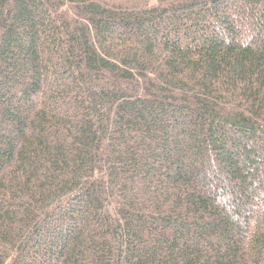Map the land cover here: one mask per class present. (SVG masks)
I'll list each match as a JSON object with an SVG mask.
<instances>
[{"label": "trees", "instance_id": "16d2710c", "mask_svg": "<svg viewBox=\"0 0 264 264\" xmlns=\"http://www.w3.org/2000/svg\"><path fill=\"white\" fill-rule=\"evenodd\" d=\"M0 264H264V0H0Z\"/></svg>", "mask_w": 264, "mask_h": 264}]
</instances>
